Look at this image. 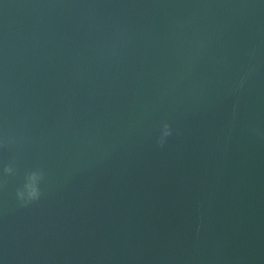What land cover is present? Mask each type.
Masks as SVG:
<instances>
[{
    "label": "water",
    "instance_id": "obj_1",
    "mask_svg": "<svg viewBox=\"0 0 264 264\" xmlns=\"http://www.w3.org/2000/svg\"><path fill=\"white\" fill-rule=\"evenodd\" d=\"M0 264H264V0H0Z\"/></svg>",
    "mask_w": 264,
    "mask_h": 264
}]
</instances>
